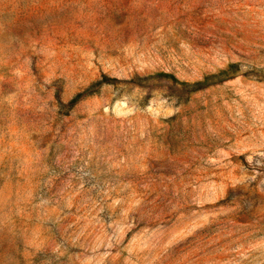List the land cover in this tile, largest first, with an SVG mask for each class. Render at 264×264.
Here are the masks:
<instances>
[{"label":"rangeland","instance_id":"rangeland-1","mask_svg":"<svg viewBox=\"0 0 264 264\" xmlns=\"http://www.w3.org/2000/svg\"><path fill=\"white\" fill-rule=\"evenodd\" d=\"M0 264H264V0H0Z\"/></svg>","mask_w":264,"mask_h":264}]
</instances>
